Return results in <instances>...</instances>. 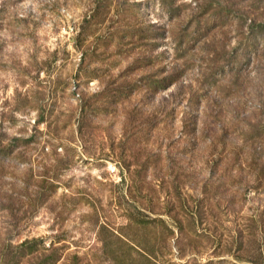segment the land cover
Here are the masks:
<instances>
[{
    "label": "rangeland",
    "instance_id": "1",
    "mask_svg": "<svg viewBox=\"0 0 264 264\" xmlns=\"http://www.w3.org/2000/svg\"><path fill=\"white\" fill-rule=\"evenodd\" d=\"M74 256L264 264V0H0V264Z\"/></svg>",
    "mask_w": 264,
    "mask_h": 264
},
{
    "label": "trees",
    "instance_id": "2",
    "mask_svg": "<svg viewBox=\"0 0 264 264\" xmlns=\"http://www.w3.org/2000/svg\"><path fill=\"white\" fill-rule=\"evenodd\" d=\"M23 251H29V250H35L37 248L35 241H26L21 245ZM57 250L51 248V263H55L57 261ZM140 258L145 259L146 261H150V256L153 257V252L150 250L142 249V250H136ZM73 264H79V257L74 256Z\"/></svg>",
    "mask_w": 264,
    "mask_h": 264
}]
</instances>
